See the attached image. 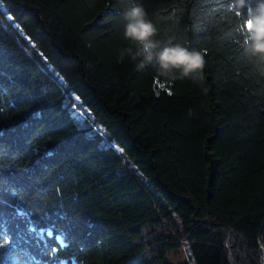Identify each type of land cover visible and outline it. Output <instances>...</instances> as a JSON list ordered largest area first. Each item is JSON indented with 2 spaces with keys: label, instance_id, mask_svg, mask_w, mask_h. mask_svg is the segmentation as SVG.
Segmentation results:
<instances>
[{
  "label": "trees",
  "instance_id": "trees-1",
  "mask_svg": "<svg viewBox=\"0 0 264 264\" xmlns=\"http://www.w3.org/2000/svg\"><path fill=\"white\" fill-rule=\"evenodd\" d=\"M140 2L157 39L206 53L202 73L138 69L127 0H0L7 239L26 264H171L180 248L186 264H264V77L242 49L256 0Z\"/></svg>",
  "mask_w": 264,
  "mask_h": 264
},
{
  "label": "clouds",
  "instance_id": "clouds-1",
  "mask_svg": "<svg viewBox=\"0 0 264 264\" xmlns=\"http://www.w3.org/2000/svg\"><path fill=\"white\" fill-rule=\"evenodd\" d=\"M244 6L245 0H236ZM123 10L124 38L136 47L126 49L133 60H138L137 68L144 69L155 63L159 75L170 81L192 77L197 71L203 72L206 66V53L203 50L183 46L172 39L162 42L157 39L158 28L140 0H127ZM257 15L247 21L252 26L242 45L243 51L254 60L256 73L264 77V0H256Z\"/></svg>",
  "mask_w": 264,
  "mask_h": 264
},
{
  "label": "snow or ice",
  "instance_id": "snow-or-ice-1",
  "mask_svg": "<svg viewBox=\"0 0 264 264\" xmlns=\"http://www.w3.org/2000/svg\"><path fill=\"white\" fill-rule=\"evenodd\" d=\"M252 26L251 22L249 21L248 27ZM58 75V74H57ZM62 80V78H61ZM73 97L77 104L82 103L78 96L73 94ZM77 104H73L72 107L76 108ZM73 119L76 121V124L79 128L83 129L85 126V115L84 113L73 112L72 113ZM90 118V117H89ZM103 130L101 128L94 129V132L101 133ZM92 133H90L91 135ZM119 150V149H118ZM122 151V150H120ZM17 215L24 217L27 214L22 209H17ZM29 233H34L40 239L45 240V242L49 239L54 240L56 244L60 247H64V236L62 233H56L53 228H44L38 229L33 224L29 223L28 225ZM7 228L3 224H0V252H6V255L0 256V264H26V262L19 259L18 253V246L11 244L10 241L7 239ZM5 245L7 248L5 249Z\"/></svg>",
  "mask_w": 264,
  "mask_h": 264
},
{
  "label": "rangeland",
  "instance_id": "rangeland-1",
  "mask_svg": "<svg viewBox=\"0 0 264 264\" xmlns=\"http://www.w3.org/2000/svg\"><path fill=\"white\" fill-rule=\"evenodd\" d=\"M86 124H88L86 122L85 119V126H87ZM151 231H155V234H160L162 232H164L163 229L160 228H154L152 225H148L144 228V233L149 234ZM234 244H230L229 245V249L231 250L233 248ZM167 260L171 263V264H186L188 263V259L186 256V253L184 251V248H180L178 250L175 251H171L168 255H167Z\"/></svg>",
  "mask_w": 264,
  "mask_h": 264
}]
</instances>
